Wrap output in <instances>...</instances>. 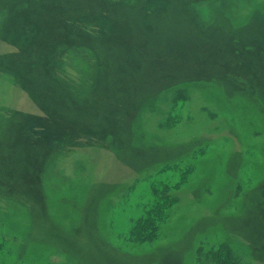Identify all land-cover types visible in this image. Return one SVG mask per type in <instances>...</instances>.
<instances>
[{
    "label": "rangeland",
    "instance_id": "374dc122",
    "mask_svg": "<svg viewBox=\"0 0 264 264\" xmlns=\"http://www.w3.org/2000/svg\"><path fill=\"white\" fill-rule=\"evenodd\" d=\"M3 1L0 144L14 128L35 158L0 153V264H201L224 241L264 264V0ZM177 160L159 239L120 245Z\"/></svg>",
    "mask_w": 264,
    "mask_h": 264
},
{
    "label": "trees",
    "instance_id": "16d2710c",
    "mask_svg": "<svg viewBox=\"0 0 264 264\" xmlns=\"http://www.w3.org/2000/svg\"><path fill=\"white\" fill-rule=\"evenodd\" d=\"M41 1V0H40ZM0 2H4L3 0H0ZM27 2V0L24 1V4ZM17 4V3H15ZM32 2H27V7H30ZM13 2H8V7L5 8L4 12H7L12 8ZM22 5V4H21ZM2 11H0L1 13ZM31 20H33V17H31ZM34 26V24H33ZM36 27V24L35 26ZM19 32V31H18ZM63 50V49H62ZM60 51V49H59ZM59 51L57 55V60L59 58ZM2 71V65H0V72ZM49 84L52 85L48 81ZM47 83V86H48ZM51 88V87H50ZM62 88V87H61ZM56 92L62 93L59 89V87H55ZM187 87H178L174 92V102L175 104L178 103L181 100H186L187 95ZM173 96V94H172ZM108 98V97H107ZM61 99V100H60ZM112 99V97H110ZM51 99H47L46 103L51 105ZM53 108L55 110L58 109L59 104L64 105L63 98L58 97V100L52 101ZM0 110V124H2V132H4L5 122H8L11 118L10 114L8 116H5L3 112ZM110 111L112 112V106H110ZM114 111V110H113ZM59 114V113H58ZM61 114V113H60ZM106 118L107 120L112 121V116H102V118ZM75 124H79L77 121H75ZM93 125V124H92ZM101 125V124H100ZM98 126V125H97ZM94 124V128H97ZM15 129L12 128L7 134L5 132L6 138L5 140H2L3 144H0V153L4 158H6L8 161L12 162L14 166L20 167L22 164L25 165V162L27 164H32L33 159L35 158V153L32 151L33 149L31 147H28L27 143L24 141L23 143L19 141V138H17L15 134ZM19 133V131H17ZM4 136V133H3ZM71 137V145L73 146L74 142L72 137L74 135L72 133L68 134V136H65L64 138H70ZM4 138V137H3ZM63 138V139H64ZM99 138V137H97ZM95 138V139H97ZM61 139L60 142L63 140ZM101 139V138H100ZM102 140V139H101ZM16 141V142H15ZM22 141V140H21ZM105 141V140H103ZM20 142V143H19ZM59 142V143H60ZM58 143V144H59ZM69 144L64 143L60 146L57 145L54 147V149L48 153V156H46L45 160H53L54 154L58 152L59 155L63 154L64 149ZM206 147L201 146L197 147L193 150L191 153L192 159H195L202 156L205 153ZM50 155V156H49ZM54 161V160H53ZM48 162V161H47ZM47 162L45 163V167L47 165ZM55 163V162H54ZM52 163V164H54ZM50 169H48L49 171ZM47 171V172H48ZM179 172L178 179H176L174 182H152L150 185V191H151V199L148 200V202L144 205L142 209V213L132 220L128 231L125 234L118 235L117 238L121 242L120 245L122 246H134L136 248L137 246L145 245V244H152L156 240L159 239L160 236V228L162 224L168 221V219L171 216V211L173 207L178 203V198L173 195L171 192L173 190L179 189L183 184L188 182L190 176L195 171V164L193 162H188L187 164L182 161H168V163H164L160 168L159 172ZM36 173V172H35ZM15 174V178H18V174ZM47 174V173H46ZM36 176L35 174L30 175V177ZM131 187H128L127 192H130ZM5 195V194H4ZM1 251V248H0ZM198 256L197 260L199 263L204 264L201 260L200 255H205V259L210 263L213 264H244L240 258V256L237 255V252H235L234 248L230 243L227 242H220L218 245L213 246L209 251L205 252L203 247H199L198 249Z\"/></svg>",
    "mask_w": 264,
    "mask_h": 264
}]
</instances>
